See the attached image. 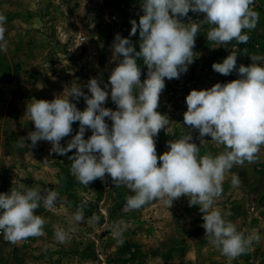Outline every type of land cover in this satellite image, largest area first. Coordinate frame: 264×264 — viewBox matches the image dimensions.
<instances>
[{"label":"rangeland","instance_id":"obj_1","mask_svg":"<svg viewBox=\"0 0 264 264\" xmlns=\"http://www.w3.org/2000/svg\"><path fill=\"white\" fill-rule=\"evenodd\" d=\"M142 0H0V14L6 16V50H0V194L23 184L25 188L55 190L59 193L56 206L36 214L45 219L43 235L29 237L17 244L8 242L0 234V264H264V146L254 163L234 165L226 174L222 194L214 208L233 222L245 236L253 230L259 242L230 259L221 254L205 237L199 206H189V198L181 196L168 208L154 200L142 208L131 210L127 197L133 195L124 185L115 186L106 174L105 181L97 179L87 187L78 183L71 172L69 156L50 154L52 145L39 141L30 147L26 138L35 126L26 115L28 103L34 100H53L66 95L71 86L86 87L89 79L103 83L116 63L112 61V44L118 33L129 38L139 51V31L130 36L131 20L139 22ZM253 10L259 13L254 30L245 33L247 44L216 45L207 40L211 25L202 13L189 11L183 23L195 22L199 31L195 38L194 62L179 79L165 78V89L160 95L159 108L170 123L156 140L157 156L168 150V141L179 139L190 129L184 125L187 110L186 96L191 90L209 89L216 83L238 79L237 71L225 76L212 69L235 51L237 68L252 63L249 55L264 56V0H254ZM245 50L247 54H245ZM141 81L147 76V66L137 60ZM257 63L264 65V60ZM103 87V84L101 85ZM109 97L104 107L116 110ZM71 99V98H70ZM79 110L86 108L81 97ZM111 126V120L105 118ZM61 140V146L78 132ZM92 134L85 132V139ZM193 142L200 155L213 156L225 151L224 146L198 139L191 130ZM235 174L240 180L233 187ZM83 207L85 220L78 223L74 214ZM95 217L96 219H93ZM57 228L67 233L61 243L55 237Z\"/></svg>","mask_w":264,"mask_h":264},{"label":"clouds","instance_id":"obj_2","mask_svg":"<svg viewBox=\"0 0 264 264\" xmlns=\"http://www.w3.org/2000/svg\"><path fill=\"white\" fill-rule=\"evenodd\" d=\"M254 0H142L139 22L131 20L130 36L139 31V51L129 38L116 34L112 44V69L109 82L91 78L86 87L71 86L53 100H34L27 104L26 115L34 123L35 131L25 139L30 147L47 141L51 153L69 156L71 172L78 183L88 186L106 174L115 186L124 185L133 195L127 197L131 210L160 200L171 207L181 196L189 198V206H199L205 237L222 255L235 259L246 253L259 235L253 230L245 236L236 225L226 220L215 209L221 196L226 174L234 165L254 163L264 146V65L257 63L264 56L249 55L252 63L237 68V54L232 51L222 62L212 64V69L229 75L234 70L239 78L224 84L216 83L209 89H193L186 96L187 110L184 125L190 131L179 139L168 141V150L157 156L156 140L170 120L157 111L160 95L165 89V78L179 79L194 62L195 38L199 25L183 23L189 11L202 13L209 28L207 40L216 45L236 41L247 44L245 33L254 30L259 13L253 10ZM6 16L0 14V50H6ZM147 66L146 79L141 81V68L137 60ZM103 84V87L101 86ZM116 110L104 107L108 97ZM83 97L86 108L81 111L76 103ZM71 98V99H70ZM105 118L111 120V126ZM79 122L78 132L61 146V140L73 132V123ZM92 134L85 139V132ZM191 130H197L198 139L210 136L211 141L222 145L225 151L213 156L200 155L193 142ZM106 182V181H105ZM233 187L240 180L233 174ZM59 193L55 190L25 188L23 184L0 194V233L17 244L29 237L43 235L45 219L36 214L43 206H56ZM74 220H85L83 207L78 208ZM93 219H96L93 217ZM56 239L63 243L67 233L62 228L55 231Z\"/></svg>","mask_w":264,"mask_h":264},{"label":"built area","instance_id":"obj_3","mask_svg":"<svg viewBox=\"0 0 264 264\" xmlns=\"http://www.w3.org/2000/svg\"><path fill=\"white\" fill-rule=\"evenodd\" d=\"M0 234H2V233H0Z\"/></svg>","mask_w":264,"mask_h":264}]
</instances>
